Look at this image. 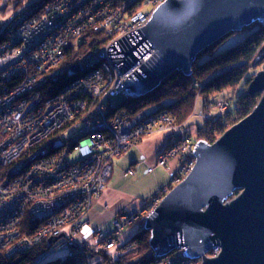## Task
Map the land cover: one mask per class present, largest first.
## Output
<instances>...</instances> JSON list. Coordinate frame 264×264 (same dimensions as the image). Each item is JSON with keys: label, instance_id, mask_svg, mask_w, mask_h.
<instances>
[{"label": "built area", "instance_id": "1", "mask_svg": "<svg viewBox=\"0 0 264 264\" xmlns=\"http://www.w3.org/2000/svg\"><path fill=\"white\" fill-rule=\"evenodd\" d=\"M0 1L11 6L0 20V254H23L43 244L33 264L52 255L60 264H107L103 254L116 247L117 237L133 224L142 226L171 187L155 191L137 209L116 213L112 230L84 235L93 201L110 179L112 160L142 138L168 132L176 136L156 165L169 170L168 162L177 161L170 185L187 177L195 164L185 123L177 124L166 111L129 118L115 102L124 95L126 78L155 50L121 73L107 49L146 26L165 0ZM145 5L151 9L142 11ZM89 35L99 47L80 49ZM68 47L78 53L71 66L61 67ZM74 66L81 68L73 72L77 77L58 83ZM214 107L224 115L228 100L220 98ZM76 128L78 138L68 145L64 136ZM73 153L77 159L70 161ZM174 248L150 264H200L183 256L185 246ZM218 252L214 245L206 256Z\"/></svg>", "mask_w": 264, "mask_h": 264}, {"label": "water", "instance_id": "2", "mask_svg": "<svg viewBox=\"0 0 264 264\" xmlns=\"http://www.w3.org/2000/svg\"><path fill=\"white\" fill-rule=\"evenodd\" d=\"M256 22L264 24V0H166L146 26L111 44L107 54L123 73L154 48L122 84L125 97L138 98L175 71L190 76L201 51ZM263 60L264 46L251 65ZM246 93L260 94L252 111L213 143L196 142L193 169L144 222L154 257L181 245L183 256L200 264H264V69ZM214 245L219 252L209 258Z\"/></svg>", "mask_w": 264, "mask_h": 264}, {"label": "trees", "instance_id": "3", "mask_svg": "<svg viewBox=\"0 0 264 264\" xmlns=\"http://www.w3.org/2000/svg\"><path fill=\"white\" fill-rule=\"evenodd\" d=\"M250 33L243 41L233 47L215 54L216 49L233 33L226 34L214 44L206 47L192 64L190 76L175 71L165 78L158 88L138 98L125 96L117 97V107L123 110L129 118L140 119L155 111H166L171 114L177 124L188 121L194 110V100L197 94L210 97L225 90H236L242 83L245 93L234 101L233 109L219 117L207 118L202 127L197 129L196 141L204 140L213 143L232 125L246 117L259 101L260 94L248 95L247 87L258 70L264 69V60L252 66L256 50L264 43V24L258 22L251 25ZM243 29L242 31H244ZM87 36L80 49H95L99 47ZM101 38V36H98ZM78 51L71 47L65 50L62 66L73 64V57ZM263 63V64H262ZM77 77L74 74L59 75L58 83L66 82ZM195 84V85H194ZM127 249L123 250L127 245ZM44 245H36L23 254L4 256L0 254V264H33L37 254L43 251ZM120 249L131 258L116 255L113 250L103 254L107 264H150L154 260L149 246V233L142 228L132 235L129 242ZM38 264H60L55 259L45 260ZM62 264H79L77 261H65Z\"/></svg>", "mask_w": 264, "mask_h": 264}, {"label": "crops", "instance_id": "4", "mask_svg": "<svg viewBox=\"0 0 264 264\" xmlns=\"http://www.w3.org/2000/svg\"><path fill=\"white\" fill-rule=\"evenodd\" d=\"M201 112L202 115L207 112L204 111V106L201 107L199 113ZM197 115H199L198 111L193 118ZM187 123L184 132H186ZM170 138L165 132L154 133L137 141L125 153L112 160L113 171L108 185L102 194L93 201L90 210L92 220L97 219L112 223L117 212L139 208L153 190L160 187L163 183V173L159 171L161 167L156 165L157 156L171 141ZM129 170L133 171L132 175L127 174ZM149 170L151 171L149 172ZM146 176L148 181L143 182L142 180ZM154 182H158L156 188L150 190L143 188V186L152 185Z\"/></svg>", "mask_w": 264, "mask_h": 264}, {"label": "rangeland", "instance_id": "5", "mask_svg": "<svg viewBox=\"0 0 264 264\" xmlns=\"http://www.w3.org/2000/svg\"><path fill=\"white\" fill-rule=\"evenodd\" d=\"M11 6L8 5V6H5L3 5V2L0 1V20L3 18V15L5 16L9 10H10ZM151 7L149 6H144L142 8V11H148L150 10ZM250 33L249 29H245L244 31H240V32H235L233 33V35H231L230 37H228L215 51V54L223 51V50H226L230 47H233L239 43H241L243 41V39ZM263 64V63H262ZM262 68V67H261ZM259 69L258 71L262 70V69ZM68 74H73V71H72V68H70L68 71H67ZM245 88L243 86V83L236 89V90H225V91H222L220 93H217L213 96H210L208 99H209V103H205L204 104L207 106V112H205L203 115H202V112L199 113L201 111V107H202V104L199 102L196 107L194 108L193 110V113L191 115V117L188 119L189 121H186L187 125H186V134L188 135L189 137V140L191 142H195V138H196V132H197V129L200 128L204 121L207 119V118H212V117H219L221 114L220 112L216 109V107H214V105L219 101V99H225L226 101L228 100V103H229V111L231 112L232 109H233V105H234V101L242 96L244 93H245ZM125 96V95H123ZM115 102H117V99H115ZM209 106V107H208ZM198 111V114L196 117L193 118L194 114L197 113ZM193 118V119H192ZM192 119V120H191ZM191 120V121H190ZM190 122V123H189ZM185 123V124H186ZM80 128H76V129H73L71 131H69L65 136H64V140L66 141V143L69 145L71 144L72 142H74L77 138H78V131H79ZM77 159V154L76 153H73L70 155L69 157V160L70 161H75ZM168 165H169V170H165L163 168H161L159 171H161L163 174L162 176V180H163V183L160 185V187L162 186H171L170 188H168V190H170L172 187H174L175 185H170L171 184V178L172 176L175 174L177 168H178V165H177V161H169L168 162ZM147 175V174H146ZM143 182L145 181H148V178L147 176L145 178H143L142 180ZM159 182V181H158ZM158 182H154L152 185H149V186H143V188L145 190H150L151 188H156V186L158 185ZM156 188V189H152L153 192L152 194L159 190V188ZM169 192V191H168ZM151 194V195H152ZM90 213H88L87 215V219H89L90 223L88 226L84 227L82 232L84 233V235H88V234H91L92 231H95V230H99V231H104L106 229H109V230H112L113 229V226H112V223L111 222H103L102 220H95L90 217ZM143 227L140 226L139 224H133L131 227L127 228L123 233H121L120 236L117 237V245L116 247L113 249V252L116 254L119 252V254H122V256L124 258H131L133 255H129L127 254L126 252L122 251L120 249V247H122L123 245H125L127 242H129L130 238L132 237V235L134 233H136L138 230H140L141 228ZM129 246V245H127ZM130 246L132 247V245L130 244ZM56 258L55 255H52L50 257L49 260H54Z\"/></svg>", "mask_w": 264, "mask_h": 264}, {"label": "bare ground", "instance_id": "6", "mask_svg": "<svg viewBox=\"0 0 264 264\" xmlns=\"http://www.w3.org/2000/svg\"><path fill=\"white\" fill-rule=\"evenodd\" d=\"M165 1H166V0H165ZM165 1H164V2H165ZM164 2H162V3H164ZM162 3H161V4H162ZM3 4H4V3H3ZM161 4H160V5H161ZM158 6H159V5H158ZM158 6H157V7H158ZM157 7H155V8L152 10V12H153ZM151 14H152V13H151ZM150 17H151V16H150ZM149 20H150V19H149ZM149 20H148V21H149ZM147 23H148V22H147ZM124 95H125V93H124ZM201 96H203V95H199V94H197L196 97H195L194 103H197V104H198V103L200 102V103L202 104V106H204V111H207L208 108H207V106L204 104V102H203ZM206 98H207V101H206V102L209 103V99H208V97H206ZM206 102H205V103H206ZM208 107H209V106H208ZM155 112H159V111H155ZM226 114H227V113H226ZM224 115H225V114H224ZM224 115H220V116H224ZM201 127H202V126H201ZM165 133H167V134L169 135V137H175V136H176V134H171V133H168V132H165ZM219 137H220V136H219ZM198 141H200V140H198ZM203 141H204V140H203ZM190 142H191V141H190ZM196 142H197V141H196V138H195V142H191V143L195 146ZM112 171H113V170H112ZM111 174H112V173H111ZM110 177H111V176H110ZM108 181H109V180H106V182H105V188H106L107 185H108ZM105 188H104V190H105ZM104 190H103V191H104ZM103 191H102V192H103ZM117 213H118V212H117ZM106 230H109V229H106Z\"/></svg>", "mask_w": 264, "mask_h": 264}]
</instances>
